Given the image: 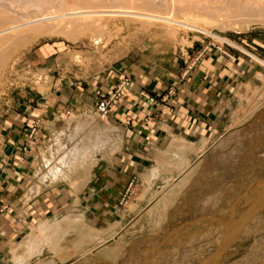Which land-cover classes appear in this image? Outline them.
<instances>
[{"label": "rangeland", "instance_id": "1", "mask_svg": "<svg viewBox=\"0 0 264 264\" xmlns=\"http://www.w3.org/2000/svg\"><path fill=\"white\" fill-rule=\"evenodd\" d=\"M60 1L62 0L53 1L54 3L57 2L55 5L61 6L58 9L67 7V4H72L68 7H74L73 10H77V7L81 6V4L79 6L74 5L76 0H63L64 3L67 2V4L62 2L63 5ZM73 1L76 2L73 4ZM136 1L132 10L135 13L161 17L162 14L171 12L164 7L162 12L161 7L157 5H154V10L152 8L147 9L142 5V7L139 6L140 4H137L139 2L136 3ZM192 1L195 3L197 1L198 4H194V7H188V9L184 8L185 11L182 8L181 10L177 9L173 14L169 12L167 16L169 18L172 16V20L189 24L203 32L196 31L195 28L192 29L191 27H180L129 17L102 18V24L105 25L101 31H96L86 29L80 26L77 20L76 22L72 19L78 24L75 22L74 24L72 20H66L65 23L69 24H61L60 28L49 32L47 31L49 30L48 26L47 30L42 29V32L35 34V36L30 31L34 27L36 29V26L41 28L39 27L40 24L23 27L20 32L27 31L26 33H30L31 36L25 32L22 34L18 32L19 35L14 40L15 43L8 41L0 45V217L12 209V206L15 210L18 209V202L9 200L10 198L6 196L8 185L15 182L20 183L30 173L31 156L44 138L43 125L49 117L48 105L51 98H55V96L60 99L69 98L70 94L76 91L84 92L92 89V95L94 94L96 102L102 99L110 101V111L104 118L108 117L112 108L121 101L133 102L135 106H140L139 108L144 110L152 108L157 109L160 113H171L172 109L169 102L175 97L176 84L183 82L191 74L197 73L196 71L201 69V66L205 68L206 64L202 65L201 63L206 59L216 62L218 71H216L215 76L217 78L222 72L230 73V78L234 72H238V75L234 74L235 80L231 79L230 90L236 82L240 83L252 77L253 70L260 68L254 58L264 62V21H237L243 18L227 16V13L229 15V8L227 9L226 5L234 0ZM13 3L11 2L9 5L12 6ZM19 3L16 2L14 5ZM21 4L22 2L18 5L19 8L16 5L17 9L12 6V9L15 10V16H18L17 13L21 15L28 13L27 15H29L30 12L35 13V11L38 14L42 11L41 9H46L40 8L37 12L38 8H34V11L31 9L32 7L28 8L27 4L24 6ZM20 6H23L21 7L23 10ZM82 6L88 7L89 5ZM93 6L90 5L89 7L94 8ZM96 6L99 9H95L96 11L120 10L115 9V6L114 8L103 6L104 9L99 8V5ZM7 23L9 22L0 27H9L10 24ZM46 24L45 26L41 24V26L46 27ZM28 27L32 28L29 30ZM27 28L28 30H26ZM20 34L23 35L22 38H20ZM95 38H98L97 44L93 43ZM248 57L254 62L249 61L251 59ZM163 84L170 86L159 92H152L150 89V86ZM246 84L252 86V83ZM258 85L259 80L257 84H253L256 87ZM131 93L134 94L135 99L126 101ZM245 108L249 109L246 100ZM94 112L98 116L95 106ZM148 117L149 113L144 117L142 116L140 123L148 121ZM125 125L129 130L136 133L138 129H141L137 127L136 122L130 120H126ZM255 128V124L252 127L248 124L238 128L249 134L244 133L242 139L237 138L230 146L229 143L228 146H225L226 148L232 146L233 149L231 148V150L235 151L233 153L235 157L230 156L233 162L228 164L229 166L227 165L228 169L232 170V172L230 171L231 178L213 183L214 180H218V176H222L224 172L226 174L227 170L219 173L214 172L212 176H210V171L204 172L200 179L198 176L202 171V166L205 165L206 161L208 163L207 154H215L219 148L218 146L213 148V146L225 141L224 139L228 137L227 134L232 132L235 134V130L228 132L227 136L224 135L225 137L221 136L212 144L209 153H206L207 157L205 158V155L202 157L204 163L201 167H198L200 160L195 164L191 177H188L185 183L186 187L184 186L182 190L178 191L181 193L178 194L179 196L177 195L176 201L172 202L171 206L167 204L169 212L166 213L170 216L168 217L169 220L166 219V224L169 222L168 225H171L179 219V224L181 223L179 226L169 227L167 225L166 227L163 225L162 228H150L149 223L154 213L153 210L160 199V197H156L163 186L156 189L154 185L157 181L150 183L146 180L148 173L152 172L153 169L142 175L148 167L138 170L132 164L134 162L137 165V156L127 165L126 158L119 155L118 162L122 165L114 167L112 170L108 168V172L105 170L107 165L99 163L93 171L96 176L85 190L87 201L83 206L92 215L101 212V219H98L97 216V218L88 221L98 229L107 227L105 230L95 229L100 234L103 233L101 235L102 240L98 243L105 242L104 245H90L84 251L71 253L72 256L69 258H65L62 253L57 254L58 256L47 253L51 257L42 259L40 258L44 255L42 254L39 256L40 260L34 258L28 264H53L56 260L62 263L69 259L73 260L66 264H112V262L126 264L130 258L131 260H139L140 264H175L174 257L179 254H183L184 258L176 264H264V244L260 245L262 248L255 255L253 254L254 248L256 249V247H260L259 244L264 243V133L255 137ZM259 132L257 131V134ZM52 137H50V141ZM50 141L49 145L43 146L46 150L42 148L41 155L49 151ZM235 144L239 145V149L237 146L235 147ZM225 147L223 150L226 149ZM135 152L136 155H139L137 151ZM172 173L175 172L168 171L164 175ZM215 175L216 177H213ZM124 179H127V182L122 186ZM173 179L175 178L167 181L171 182ZM202 180L204 181L202 182ZM195 183H201L205 186L213 183L211 189L214 188L216 193L206 197V191L199 186V190L196 189L190 195L188 192L194 188ZM19 194L21 193L19 192ZM154 194L156 196L149 208L140 207L142 211L137 213L135 218L127 219L125 217L128 208L129 213H133L138 205L136 203L138 195L140 201H143ZM183 194L190 202L180 203V195ZM20 196L17 201H19ZM191 197L196 200L192 202ZM180 204L186 214L184 217L175 219L176 209H180ZM225 208H228L226 211L229 215L224 219L215 221V223L213 221L211 224L203 221L213 217V215L220 214L221 210L226 214ZM209 213H213L212 216L206 217ZM199 220L203 222L198 223ZM119 222H121L120 233L112 236L110 240L104 241V236L114 233L113 228L116 225L113 223ZM189 223L198 224L191 226L190 229H185L190 225ZM38 225L31 231H34ZM6 227L4 226V228ZM164 227H166L165 230ZM133 234L135 235L130 239ZM28 236L19 244L24 243ZM2 238L4 239V236ZM129 240L134 241L130 243ZM5 241L7 242V240ZM70 241L71 238H68L67 242L63 243L64 246L61 248L63 251H72ZM216 244L218 246H214ZM93 246L96 247L92 248ZM203 248L205 250L201 252ZM200 252L204 254L195 257ZM96 254L102 255L112 262L100 259ZM121 255L126 256L124 261L121 260L123 259ZM173 259L174 261H172Z\"/></svg>", "mask_w": 264, "mask_h": 264}, {"label": "crops", "instance_id": "2", "mask_svg": "<svg viewBox=\"0 0 264 264\" xmlns=\"http://www.w3.org/2000/svg\"><path fill=\"white\" fill-rule=\"evenodd\" d=\"M249 61L254 62L252 59ZM204 63L206 64L205 68L201 66V69L196 71L197 73L191 74L183 82L176 84L175 97L169 102L172 109L171 113H160L157 109L152 108L144 110L140 109V106H135L133 102L121 101L112 108L108 117L99 118L94 112L96 100L95 96H93L94 94L92 95V89L84 92L76 91L75 93H71L69 98L64 97L60 99L58 96L57 98L56 96L55 98H51L48 105L49 117L43 125L44 138L31 156L30 173L20 183L15 182L8 185L6 196L10 198L9 200L18 202V209L15 210L12 206V209L0 217V264H13V261L10 259V251L13 248L16 254L23 257V243H19L27 235H30L31 230L39 223L38 227L53 222L63 223L66 218H76L86 222L91 228L97 230H105L107 228L98 229L93 227L88 220L97 218V216L98 219H101V212L92 215L83 206L85 201H87L85 190L96 176L93 171L99 163L106 164L107 169L105 170L107 171L108 168L112 170L114 167L122 165L118 162L119 155L126 158L127 165L137 156V165L134 162L132 164L138 170L148 167L147 171L142 174L144 175L156 168L157 165H161V162H157V155L165 154L168 150H176L174 143H180L182 144L180 146L181 149L187 151L188 164L192 165L200 160L198 167H201L204 163V159H201V157L209 153L212 144L216 140L231 130H236L250 123H257L255 124V131L260 132L258 134L256 132L255 137L262 135L264 133V101H262L264 98L261 97L260 99L259 92L261 89H264V68L256 63L260 68L253 70L252 77L240 83L236 82L230 90L231 79L235 80L236 76L234 74L238 75V72H234L232 78H230V73L222 72L223 74L221 73L220 77L217 78L215 76L216 71H218L216 62L206 59L201 64L203 65ZM258 80L259 85L257 88L253 84H257ZM246 83H252V86ZM169 86V84L155 85L150 86V89L152 92H159ZM131 99H135L133 93L128 96L126 101ZM245 100L247 108L255 100H261L262 103L258 104L259 108L252 112L254 108H245ZM147 113H149L148 121L140 123L142 116L144 117ZM126 120L136 122L137 127L141 129H138L137 133L129 130L125 125ZM78 126H80L78 135H76L72 142L69 141L66 145L67 147L62 149L63 152L55 155L53 160L47 165L40 151L42 148L45 149L44 145H49L50 137L59 132H71L73 134ZM95 132H100L99 134L108 136L107 138L111 140L109 156L98 155L96 157L93 164L89 166V174L86 179L75 181L79 187L77 190L62 179L50 183L46 175H49L50 169L56 165L57 170L67 172L65 167L58 166V161L63 154L68 152L71 147L77 145V143H80V141H83L85 135L93 136ZM135 151L139 155H136ZM179 174L180 172L162 175L154 187L156 189L161 188L163 182L166 183V180L176 178ZM126 182L127 179H124L122 186ZM139 195L136 202L138 205L133 213H129L128 208L125 216L127 219L135 218L137 213L142 211L140 207L149 208L150 203L156 196L154 194L140 201ZM19 196L20 199L17 201ZM113 224L116 225L113 228L114 233L104 236V241L110 240L112 236L120 233L121 222ZM4 226L7 227L4 228ZM134 235H131L130 239ZM73 237L67 236L65 240H68V238L73 239ZM133 241L129 240L130 243ZM94 247L96 246L92 248ZM47 253L46 248H43L42 252L33 255L30 261L34 258L39 259V256L42 254H44L40 257L42 259L51 257ZM96 255L100 259L112 262L102 255ZM55 256L58 255L55 254ZM72 260L69 259L62 263L56 260L53 264H66ZM112 264H115V262H112Z\"/></svg>", "mask_w": 264, "mask_h": 264}, {"label": "bare ground", "instance_id": "3", "mask_svg": "<svg viewBox=\"0 0 264 264\" xmlns=\"http://www.w3.org/2000/svg\"><path fill=\"white\" fill-rule=\"evenodd\" d=\"M53 1L54 0H14V1L13 0H0V26L2 24L4 26V24L6 22H9L7 24H10L9 27H7L5 25L7 28L0 27V28H2V29H0V45L4 44L5 42L14 41L15 39H17L18 35H19L18 32H20V29L23 27L26 28L29 25L31 26L33 24H36V25L40 24L39 27H41V28H38V26H36V29H35V27H34V29L32 27H30L33 29V30L31 29L32 32L30 31V33L34 34V36H35V34L36 35L39 34L40 32H42V29H46V28H48V26H49V28H48L49 30H47V29L46 30L48 32L53 31L54 29H56L58 27L60 28L61 24L64 25L66 20L70 21L72 19L75 21L77 20L80 23V26H83L84 28L89 29V30L94 29L96 31H101L105 25V24L104 25L102 24V22H103L102 18H117V17H129V18H135L138 20L139 19L150 20V21L153 20L154 22L158 21V22L171 24V25H175V26H180V27L183 26V27H189V28L191 27L192 29L195 28L189 24L180 22L178 20L177 21L172 20L171 19L172 16H171V18H169L167 16V14L170 11L168 13L162 14L161 17H154V16H150L147 14L144 15V14L132 12V10L134 8V3L136 0H76L77 2L73 1V4L76 2V4H74V5L79 6L81 4V6H79V8L77 7V10L79 9V11H77L76 9L73 10L74 7L69 8L72 4L68 5L67 2H65L67 4V7H65V8L63 7L62 9H58V7L61 8V6L55 5L57 2L54 3ZM237 1L235 2V0H234L233 2H229L228 4L226 3L227 9L229 8L228 9L229 15L227 13V16H229V17H242L243 18V19L240 18V20H237V21H241V20L242 21H244V20L252 21L253 20L254 22L259 21V20L264 21V0H241L238 2ZM11 2L12 3L14 2L12 5L13 7L14 6L16 7L17 4L14 5L16 2H20V3L22 2L21 5L24 6L27 4L28 8H31V7H32L31 9L38 8L37 12L39 11L40 8H46V9L49 8L50 10L47 9L48 10L47 11L46 9L45 10L41 9L42 11L40 13L38 12V14H37L35 9H34L35 13L30 12L31 14L29 13V15H27L28 13H26V15L23 13H22V15L17 13L18 16H15V14H14L15 13V10H14L15 7H14V9H12V6L9 5ZM60 2L62 4L63 0ZM137 2H139V3H137ZM136 3L140 4L139 6L142 5L143 7L147 8V9H149V8L153 9L154 5H157V6L161 7L160 10L162 11V8L164 7L167 10H171L170 13H172V14L175 13V11L177 9L181 10L183 8L182 10L185 11L184 8L188 9V7L189 8L194 7V4L195 5L198 4L197 1L195 3L192 0H137ZM28 4L30 5V7ZM82 5H85V6L94 5L93 6L94 8L89 7V6L83 7ZM95 5H99V8L102 7L103 9H104V7L114 8V6H115V9L117 8L120 10L115 11L114 9H111V10L106 9V10L96 11L95 9H97V10H99V9L97 8L98 6L95 7ZM132 5H133V7H132ZM23 6H20V8ZM157 6H155V7H157ZM218 6H219V4H218ZM126 7H129V8H126ZM18 8H19V6H18ZM55 8H56V12H55ZM204 8H205V5H204ZM16 9H17V7H16ZM24 9H25V7H24ZM57 9H58V11H57ZM200 9H201V7H200ZM62 10H64V12H62ZM167 10L166 11L164 10V11L167 12ZM28 11H30V10H28ZM59 11H61L62 13ZM146 13H147V11H146ZM177 13H178V11H177ZM183 13H181V14H183ZM181 14H179V15H181ZM165 16H167L168 18L167 17L165 18ZM175 18H177V17H175ZM75 21H73V23ZM247 21H245V22H247ZM73 23H72V25H73ZM146 23H148V22H146ZM41 24H44V26L46 24V27H44L43 25L41 26ZM65 24H69V23L66 22ZM76 24H78V23H76ZM70 26H71V24H70ZM80 26H79V28H80ZM28 28L26 30H28ZM30 28H29V30H30ZM195 29H196V31L203 32L201 29H198V28H195ZM22 32H20V33L22 34ZM24 32L26 33L27 31H24ZM43 32H45V31H43ZM30 33L29 34L26 33V34L31 36ZM81 33H82V31H81ZM21 34H20V36H21ZM22 36L20 38H22ZM9 43H7V44H9ZM13 43H15V41ZM93 43L97 44L98 38H95L93 40ZM249 56L252 57L251 55H249ZM1 58H2V56H1ZM254 61L259 66L264 68V62L263 61L255 59V58H254ZM259 93H260V95H259L260 99H261V97L264 98V89H261V91ZM262 101H264V99ZM262 101L261 100H255L249 105V108H251V107L254 108L252 110V112H254L257 108H259L258 104H261ZM255 124H257V123H255ZM249 125H250V127H252L253 124L252 125L249 124ZM79 129H80V126H78L75 129L73 134H71V132L70 133L59 132L52 137V139L50 141L49 151L45 154L42 153L43 159L45 160L44 162L47 163V165H48V163H50L53 160L55 155H58V154L63 152L62 149L67 147L66 145L69 143V141L72 142V140L76 137V135H78V133L80 131ZM235 131H236L235 134H233V132L228 134L227 139H224L225 141L221 140L222 142H219V144L217 142L218 145L213 146V148L218 146L220 149L218 148L217 151L215 152V154L214 153H211V155L207 154L208 155L207 160L209 159L208 160L209 164L206 161L205 165L202 166V168H201L202 171H201V173H199V176H198L199 179L201 178V175L204 174V172L208 173V171H210L211 172L210 176H212V174L214 175V172L219 173V172H224L226 170H227V173L225 174V172H224V174L222 176H220V177L218 176L217 177L218 180H214L213 183L220 181V180H223V179L227 180V179L231 178L232 175H231L230 171L232 172V170L228 169L227 165L230 164L231 162H233L231 160L232 158L230 159V156L231 155L233 156L234 155L233 153L235 151L231 150V148L233 149L232 146L228 147V148H226L225 146H228L227 145L228 143L230 146L232 143L235 142L234 140H236L237 138L242 139V137H244V133H246V132H244L245 130H243V129H241V130L236 129ZM255 132H257V131H255ZM99 133L100 132H95L93 136L85 135L83 141H80V143H77V145H75L74 147H71L68 150V152H65L63 154V156L59 159L58 166L65 167L67 169L66 170L67 172H64L62 170H57V165H56L54 168L50 169L49 175H46L47 179H49V182L53 183V182H56L57 180L59 181L62 179L63 181L67 182V184H69L72 188L77 190L79 187L75 181L78 179H82V180L86 179V177L89 174V170H88L89 166L91 164H93L96 157L98 155L109 156V153L111 151V148H109L111 140L107 138L108 136H103V134H99ZM246 134H249V133L247 132ZM245 141H247V140H245ZM238 144L241 145L239 142H238ZM181 145L182 144H180V143L179 144L174 143V147L176 148V150H174V151L168 150L165 152V154L157 155V162L158 163L161 162V165H157V167L154 168L153 171L148 173V175H147L146 180L151 183L152 181L156 182L159 179H161L162 175H164V173H167L168 171H170V172L173 171L175 173L180 172L178 177L173 179L171 182L166 180V183H163V187L161 188L160 193L156 197V198L160 197V199H159V202L157 203V205L155 206V208L153 210L154 213L152 214V219H151V222L149 223L150 228H153V227L162 228L163 225H166V227H167L169 222H168V224H166L165 221H167L166 219H168V217L170 216V215L168 216L167 215L168 213H166V212H169L167 209L168 205L171 206L172 202L176 201L177 195L179 193H181V192L178 193V191L182 190V188L185 186V183L187 182L188 177L189 178L191 177V175L195 169L196 163L192 164V165L188 164V159H187V154H186L187 151L185 149H181V147H180ZM236 146L237 145L235 144V147ZM224 147L226 148L225 150H223ZM237 149H239V147ZM104 151H105V153H104ZM241 154H242V151H241ZM207 155L205 154L204 157L206 158ZM202 157H201V159H202ZM233 157H235V156H233ZM220 174H222V173H220ZM206 176H208V175H206ZM213 177H216V175ZM208 178H209V176H208ZM208 178L206 177L207 180H208ZM206 179H205V181H206ZM203 181L204 180H202V182ZM213 183L209 186L208 185L207 186L201 185V183H199V184L195 183L194 188L191 187L193 189H191L190 191L188 190L189 191L188 193L190 195H192L193 191H195L196 189L199 188V186H201V189H204L206 191V194H207L206 197H208L209 195L210 196L214 195L216 193L215 189L214 188L211 189ZM180 197H181L180 203L186 204L189 201L184 196V194L180 195ZM156 198H155V200H156ZM191 199H193V198L191 197ZM194 200H196V199H193L192 202H194ZM227 209L228 208H225V211ZM183 210H184V208H182L181 204H180V209H176V214H175L176 218L175 219L184 217V214H186V213ZM220 212H221L220 214H218L216 216L213 215V217H211L212 216L211 214H213V213H211V214L209 213L206 217H211V218H208L209 220L208 219H204V220L202 219V220L209 222L211 224V222L214 221V223H215V221H219L221 219H224L227 215H229V214H227L228 211H226V214L223 213L224 212L223 210H221ZM166 215H167V218H166ZM240 215H241V213H240ZM178 220H175V221L173 220L174 223H171V225H168V226L172 227L174 225H176V226L181 225V223L179 224L180 221H178ZM202 220H199L198 223H201ZM183 223H185V222H183ZM198 223H196L194 225H197ZM189 224L190 225L185 227V229H188V228L190 229L191 226H194L192 223H189ZM166 227H164L163 229L165 230ZM34 231L30 232L29 237L26 239L27 241L22 244V246H23L22 248L24 249L23 257L16 254L14 251V248L11 250L10 256H11V260L13 261V264H28L30 261V258L33 255L41 253L43 248H46V250L48 251V254H50V255L55 256V254L62 253V255L65 258L66 257L69 258L71 253L73 254V253H79L82 250L84 251L87 248H89L90 245H93V244H98V245L103 244L104 245V243H105V242L104 243H102V242L98 243V241L102 240L101 235L103 233L100 234L99 231L88 226V224L86 222H84L82 220H78L76 218H66L65 222H63V223L62 222H53V223L45 225V226H39ZM101 232H103V231H101ZM67 236H72V237L74 236L73 239H71V241H70V246L72 247V249H71L72 251H69V250L62 251L61 250V248L63 247V243L67 242V240H65ZM189 237H187V238H189ZM262 244H264V243H261L258 246H260ZM206 246H209V245L206 244ZM214 246H218V245L216 244ZM207 248L209 249V247H207ZM260 248H262V246L256 247V249L254 248L253 254L255 255ZM204 250H205V248H203V250H201V252H203ZM169 251H170V249H169ZM201 252L199 254L197 253V255L195 257H198V256L204 254ZM121 256L123 257V255H121ZM183 258H184L183 254H179V255L174 257L176 263L179 262V260H182ZM124 259H126V256L123 257V259H121V260L124 261ZM174 259L172 261H174ZM168 261H170V260H168ZM172 261H170V262L172 263ZM126 264H140V263H139V260H134V259L131 260V258H130ZM244 264H246V263H244Z\"/></svg>", "mask_w": 264, "mask_h": 264}, {"label": "built area", "instance_id": "4", "mask_svg": "<svg viewBox=\"0 0 264 264\" xmlns=\"http://www.w3.org/2000/svg\"><path fill=\"white\" fill-rule=\"evenodd\" d=\"M96 109H97V112H98V116L100 118H104L108 112L110 111V101H107L105 99H102V100H98L96 102V105H95Z\"/></svg>", "mask_w": 264, "mask_h": 264}]
</instances>
